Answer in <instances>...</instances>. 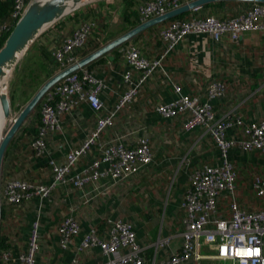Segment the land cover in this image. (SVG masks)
Here are the masks:
<instances>
[{
	"label": "crops",
	"instance_id": "crops-1",
	"mask_svg": "<svg viewBox=\"0 0 264 264\" xmlns=\"http://www.w3.org/2000/svg\"><path fill=\"white\" fill-rule=\"evenodd\" d=\"M146 1L148 0H103L90 4L50 25L37 40L42 45L49 47L53 55L55 46L62 42L63 37L72 33L85 22H92L93 28L102 25L104 27L107 24L111 25L113 21H117L119 17L124 15L126 9H128V12L131 11L132 14L127 21L125 19L120 21V24H118L120 28L129 26L133 21L136 22L139 20V6ZM251 6L252 3L241 1H215L202 5L197 10H189L178 17L188 19L212 14L228 18L247 11ZM172 20L153 25L137 34L128 41L126 46L121 47L119 61H113L115 57L111 53L112 50L105 54L106 57L103 62L95 63L90 68L107 85L100 94L101 99L105 102L106 110L113 107L124 91L122 74L127 68V47L134 45L148 58L157 57L164 46L160 40L159 31ZM134 27H130L129 30ZM117 32L114 31V33ZM123 33L118 34L113 39ZM113 34L106 32L102 35L107 37ZM113 39L101 42V47ZM87 49H89V45L78 53L79 60L83 58L81 56L82 52ZM54 61L56 63V60ZM213 80H224L228 85L226 96L215 103V110L218 115L230 118L240 116L245 121L264 120V31H246L238 41H234L226 35L219 42L213 41L205 34H191L179 43L175 50L164 60L163 69L154 74L148 86L144 89L145 93L142 97H145V99L142 101L139 99L132 108L128 109L130 111L137 108L139 113L143 114L144 124L136 130L125 133L123 129L117 126L119 119L125 126L137 117L135 112L129 113L126 110L120 116L118 115L114 129L104 133L99 141L103 142L115 134H120L124 137L127 145L133 146L142 134L143 129H146L149 135L153 132L154 138H156L158 130H160V133L164 132L165 135L169 134V137H171L166 138L156 147V140L152 143L151 139L153 161L140 174L134 176H141L140 185L130 187L131 190L138 193L137 196L140 199L138 201L135 198L130 205L132 215L130 217H120L118 214L120 201L115 192L117 188L126 187L131 179L118 185H111L109 178H103L99 183V187L87 186L84 191L74 189L71 185L58 183L50 197L44 199L37 197L31 200L34 202V208L24 215V228L21 232L19 244H17L13 234L10 233L11 249L8 250L12 253L10 264H23L19 259V254L24 252L23 250L28 246L30 228L40 208L43 210L44 215L40 228L42 235L41 257H38L37 264H101L105 262L107 256L99 246L95 245L84 251H78L77 246L83 236L92 228H96L100 237H107L111 223L117 219L129 221L134 225L138 242L144 247V264H154L155 261L180 251L183 244L182 233L186 229L185 211L181 203L189 185L190 174L205 163L217 161L219 154L215 143L202 129L186 131L183 129L182 119L164 120L156 112V106L175 97L173 84L183 87L185 93L189 92L204 99L206 88ZM98 116L88 104H83L75 111L64 114L61 117V130L50 134L47 139L52 150L51 157H62L70 149L77 147L94 129ZM27 121L28 124L23 126L28 127V129L25 132L24 127L21 128L19 134L21 140L15 136L18 141L12 148V152L19 149L22 150L23 154L26 145L24 144L22 148L19 147L25 135L32 137L30 140L31 148V141L38 131L40 122L38 123L36 115H31ZM165 122L168 123V126H165L163 131L160 127L155 130L157 125H162ZM229 132L230 134L233 132H239L240 134L241 129L234 128ZM99 147L97 145V148ZM173 148H176L175 152H173ZM94 153H97L96 147H94ZM259 156L263 158L260 159ZM49 158L48 155L37 156L32 150V159L35 163L31 168L38 170L42 166L50 167L47 164ZM89 159L90 156L82 158L74 167L73 173L83 172ZM231 159L238 171L243 168L245 171L250 165H253L255 168L261 167V170L253 173L254 176L264 173V155L262 154L244 153L234 149L231 151ZM10 161V157L5 160L4 172L9 170L10 165L12 166V164H9ZM18 167L21 169L20 171L27 168L26 161H20ZM24 170V173L15 176L29 178V170ZM163 173L169 174V176L172 175L170 181L168 180L169 176L161 179ZM7 178L12 177L4 174L2 183ZM158 178L161 180L160 182L155 181L157 190L147 189L146 198L140 195L138 190H140L141 185L146 186L144 185L146 182H151L148 179L156 180ZM51 181L46 180L43 182L50 183ZM174 189L175 191H173ZM238 190L241 194L239 201L243 202L249 193L245 189ZM88 197L90 199L87 201ZM3 200L7 203L4 198ZM244 202L241 204L245 205ZM52 207L54 209L49 215L48 212ZM66 215L75 216L82 228L74 242L69 247L64 248L60 243L58 226ZM9 217L14 221L19 219L16 214H11ZM162 240H166L167 243L165 246L160 247L159 242ZM213 253H215L213 246L204 245L201 254L208 257L194 259L185 264H230L228 261H220L211 257Z\"/></svg>",
	"mask_w": 264,
	"mask_h": 264
},
{
	"label": "built area",
	"instance_id": "built-area-1",
	"mask_svg": "<svg viewBox=\"0 0 264 264\" xmlns=\"http://www.w3.org/2000/svg\"><path fill=\"white\" fill-rule=\"evenodd\" d=\"M31 1L15 0L9 16L0 22V37L16 24ZM190 1L148 0L139 6V18L143 23ZM92 30L93 23L85 22L55 46L53 56L60 70L79 61L78 53L86 47ZM246 31H264V4L254 3L247 11L228 18L207 14L172 20L159 31L164 46L157 57L148 58L134 45L127 47V68L122 74L124 91L108 110L100 97L107 85L91 70L82 68L65 77L40 103V123L31 141V148L37 156H50L48 161L53 179L50 183H37L22 177L7 178L2 183L5 201L19 207L37 197H50L58 183L84 191L87 186L99 187L103 178H109L111 185H118L140 174L153 161L151 137L146 129L133 146L127 145L120 134L99 142L101 136L115 127L118 115L137 98L145 82L163 69L166 57L189 35L205 34L215 42L228 35L238 41ZM173 88L175 97L157 104L158 115L164 120L182 119L186 131L202 129L217 146L219 155L217 161L205 163L190 174L181 203L186 225L181 250L154 264H185L208 257L201 254L204 245L213 246L215 253L211 257L220 261L264 264V209H247L239 204L238 172L231 159L234 149L264 155V120L245 121L240 116L230 118L218 115L215 103L223 99L227 92V84L222 80H213L208 84L204 99L185 93L178 84H173ZM83 104H88L99 115L94 129L62 157H51L52 150L47 142L49 135L61 130V117L64 114L75 111ZM234 128L241 129L240 134H230L229 131ZM97 145L100 147L97 148ZM94 147L97 153H94ZM87 156L90 159L86 169L74 174V167ZM253 179L255 192L264 197V173L256 174ZM221 196L230 199L228 215L219 211ZM43 215L40 208L30 228L28 248L19 254L23 264H37ZM81 228L75 216L66 215L58 226L61 246L69 247ZM166 243V240H162L159 246L163 247ZM95 245L107 256V260L101 264H144V247L138 242L134 225L129 221L117 219L112 222L107 237H100L96 228H92L83 236L77 250L84 251ZM3 259L10 262L11 251H5Z\"/></svg>",
	"mask_w": 264,
	"mask_h": 264
},
{
	"label": "water",
	"instance_id": "water-1",
	"mask_svg": "<svg viewBox=\"0 0 264 264\" xmlns=\"http://www.w3.org/2000/svg\"><path fill=\"white\" fill-rule=\"evenodd\" d=\"M90 1L92 0H32L29 3L25 13L16 22L4 45L0 48V102L7 119L12 115V106L10 96L7 92L2 91L3 88L6 89L7 87V83L4 82L6 76L9 73L12 74L31 45L50 25L71 12H74L81 6L86 5ZM215 1H241L252 4H264V0H192L189 3L172 9L162 15L153 17L124 32L99 49L83 57L78 62L59 70L40 86L36 93L20 110L16 118H14L12 125L6 131L4 137L0 139V228L3 214L2 179L4 175L6 151L12 140L26 123L27 119L42 102L45 95L71 73L87 67L106 53L130 41L145 29L158 23L172 20L189 10H195L202 5Z\"/></svg>",
	"mask_w": 264,
	"mask_h": 264
},
{
	"label": "trees",
	"instance_id": "trees-1",
	"mask_svg": "<svg viewBox=\"0 0 264 264\" xmlns=\"http://www.w3.org/2000/svg\"><path fill=\"white\" fill-rule=\"evenodd\" d=\"M14 2H15V0H0V22L9 16L11 11L13 10ZM124 12L125 13L123 15V18L125 19V21H127L128 18L131 16L132 12L131 11L128 12V9H126ZM138 18H139V14H138ZM176 19H184V18L178 17ZM137 23H139V24L142 23L140 18L136 22L133 21L129 26L128 25L126 27L123 26L122 28H120V31L117 33H114L113 31H111V32L108 31V27H109L108 25H106L104 27L102 25V26L93 28L91 36H90L89 41H88L89 44L87 43V45H89V49L84 50L82 52L81 56L84 57V56L88 55L89 53L97 50L98 48L101 47V44H102L101 42H107L108 40L113 39L115 36H117L120 33L125 32L130 27L136 26ZM13 27H14V25H13ZM13 27L8 32H6L3 36L0 37V48L4 45L7 37L9 36L10 32L12 31ZM106 32H108L110 34H113V33L114 34L107 36V37H103L104 35H102V34H104ZM127 44H128V42L124 43L123 45H121L118 48H115L111 52L112 55L115 57V59L113 61H119V59L121 57L120 49H121V47H124ZM105 57H106V55L103 57H100L99 59H97L93 63L89 64L86 68L90 70V68L95 63L103 62L105 60ZM53 59L54 58H53L51 49H49V47H47V46L42 45L38 40H36L31 45V47L28 49L26 54L23 56L22 60L17 65V67L14 71L13 77H12L10 84H9L11 105L13 107H15V109H16V107H18L17 109L19 111L21 109V107L19 108V106H17L18 101L24 100L23 104H26L31 99V97L34 95L35 91H37L40 88V86L46 81V79L50 78L53 75L55 70L60 69V65L57 62L55 63V61H54L55 59L54 60ZM159 71H157V72H159ZM157 72H155L154 74H156ZM154 74H153V76H154ZM151 79L152 78H150L149 80H147L145 82L143 87L140 89V91L137 95V98L130 104V106H128L126 109H124L121 112V114L124 113L126 110L132 108V106L135 104V102L138 101L139 99L141 101L143 99H145V97H142V95L145 93L144 89L148 86ZM30 89L32 90L31 95L29 92ZM227 89H228V85H227ZM34 112H36V116L38 118V123H39L40 122V104L38 105V107L36 108V110ZM23 127H22L23 130L26 132L28 127H25V126H23ZM16 139H17V137H15L12 140V142L10 143V145L6 151V155H5V160L9 159V157H10L11 161L9 164H12V166L10 165L11 168L9 166V170H7V171L5 170L4 174H7V176H10V177H16L15 176L16 172H19L21 170L18 167V165H19L18 156H19V154L21 155L22 153L17 152L18 150L16 152H12V148L15 146ZM257 154H262V153H257ZM47 164L49 165L48 160H47ZM13 166H14V168H13ZM237 172H238V170H237ZM253 178H254V175L251 178L250 187L252 188L251 190L255 193V197L263 201L262 205L260 203H258L257 201L252 200L249 196L250 191H248V189H245V188H241V189L247 190L249 194L243 200V202L245 201L244 202L245 205L241 204L243 202L239 201L240 200L239 197H241V194L239 193V190H238L241 187V184H240L241 180H239L237 183V199H238L239 204L242 207L246 206L245 208H247V209L261 210V209H264V197L258 196L257 193L255 192V190L253 188ZM249 199L253 203V205L248 203ZM229 204H230V199L227 197L221 196L219 198V206H218L220 213H222L224 215H228L229 214ZM13 209L15 210V207H11L9 204L5 203L3 200V214H2V223H1V228H0V264H10L11 263V261L6 262L3 259V254L5 251H8L11 249L10 248L11 243L9 242V235L12 232L9 230V228L6 229V227H8L7 226V223L9 221L8 218H9V215L11 216V214L13 213ZM8 213H9V215H8Z\"/></svg>",
	"mask_w": 264,
	"mask_h": 264
},
{
	"label": "rangeland",
	"instance_id": "rangeland-1",
	"mask_svg": "<svg viewBox=\"0 0 264 264\" xmlns=\"http://www.w3.org/2000/svg\"><path fill=\"white\" fill-rule=\"evenodd\" d=\"M100 1H103V0H92V1H90L89 3H87L86 5H83V6H81L80 8H83V7H86V6H88V5H90V4H93V3H97V2H100ZM80 8H78V9H80ZM77 9V10H78ZM76 11V10H75ZM71 13H73V12H71ZM70 13V14H71ZM69 15V14H68ZM124 21V18H123V15L121 16V17H119L118 19H117V21L115 20V22L113 21L112 23H111V25H109V24H107L109 27H108V31H115V32H117V31H119L120 30V25H118V24H120V21ZM56 23V22H55ZM92 23V22H91ZM50 27V26H49ZM48 27V28H49ZM129 30V29H128ZM127 31V30H126ZM44 33V32H43ZM42 33V34H43ZM22 60V59H21ZM15 71V70H14ZM14 71L12 72V74H8L7 75V77L5 78L6 80H7V87H6V89H2V91L4 92H7L8 93V95L10 96V88H9V84H10V81H11V79H12V77H13V74H14ZM58 71V70H57ZM56 71V72H57ZM11 75V76H10ZM47 80V79H46ZM31 89L29 90V92H30V95H31ZM35 93H36V91H35ZM34 93V94H35ZM23 102H24V100H21V101H18V105L17 106H19V108L21 107V109L24 107V105L25 104H23ZM12 106V105H11ZM18 107H16V109H15V107H13L12 106V115H11V117L7 120V122H6V124L5 125H2L1 126V123H0V133H2L3 134V137H4V135H5V133H6V131L9 129V127L12 125V123H13V120H14V118H16V116L19 114V112H20V110L18 111V109H17ZM136 108V107H135ZM128 112L130 113H133V112H135L136 113V115H137V117L135 118V119H133V120H131V122L128 124V125H125V126H123V123H122V121L120 122V119H119V122L117 123V126L118 127H120V129H123V131L126 133V132H130V131H133V130H136V129H138L142 124H144V118H143V114L141 113H139V110L136 108V109H131L130 111L128 110ZM121 114V113H120ZM120 114H119V116H120ZM31 115H36V112H33ZM30 115V116H31ZM28 120V119H27ZM173 122H176V121H173ZM28 124V121H26V123H25V125H27ZM167 127L168 126V123L167 122H165V123H163L162 125H157V127H155V130H158V128L160 127L161 128V130L163 131V128L164 127ZM127 130H129V131H127ZM20 131H21V129H20ZM20 131L18 132V134L16 135L17 137H19V134H20ZM151 132V131H150ZM151 139H152V143L156 140V144H155V147L159 144V143H161V142H163V141H165V139L167 138H171V137H169V134L168 135H165L164 134V132H162V133H160V130H158L157 131V133H156V138H154L153 137V132H151ZM0 137H2V136H0ZM31 136L30 135H25V136H23V139H22V142H21V145H20V147L19 148H22V146H24V144L26 145V150L23 152V154H19V156H18V161L20 162V161H22V160H24V162L26 161V165H27V168H23V170L22 171H19V172H16V174H22V173H24V169H27V170H29V178H26L25 177V179H28V180H30V181H35V182H39V183H42L43 181H46V180H51V179H53V172H52V169H51V167H46V166H42V167H40L38 170H34L33 168H31V166L33 165V163H35V161H33V159H32V150H31V148H30V140H31ZM19 139L21 140V137H19ZM18 141V139H16V142ZM19 150V149H18ZM176 151V148H173V152H175ZM19 153H22V150H19L18 151ZM259 158L261 159V158H263L262 156H259ZM259 170H261V167H257V168H255V166L253 167V165H250L249 167H248V169L247 170H245L244 171V168L243 169H240V171H238V179H237V183H238V181L239 180H241V182H240V184H241V187H240V189L241 188H245V189H248V191H250V194H249V196H250V198L252 199V200H255V201H257L258 203H260L261 205H262V203H263V201L262 200H260V199H258V198H256L255 197V193L251 190L252 188L250 187V184H251V178H252V176H253V173L254 172H258ZM240 172V173H239ZM240 174H241V176H240ZM17 175V177H22V176H18ZM163 176H162V178L161 179H163V178H166L167 176H169V174L167 175L166 173H163L162 174ZM171 174H170V176H169V181H170V178H171ZM157 177H160V176H157ZM22 178H24V177H22ZM140 178H141V176L139 175V176H137V177H132L131 178V182L129 183H127L128 185L126 186V187H121V188H117L116 189V194H117V197L119 198V201H120V204H119V208H118V214L120 215V217H130L131 215H132V212H131V210H130V205L134 202V199L136 198L138 201L140 200V199H138V197L139 196H137V192H134L133 190H131L130 189V187H132V185L133 186H136V185H140L139 184V180H140ZM160 178H158V179H148L149 181H151V182H146L144 185H146V186H143V185H141V188H140V190H138L139 192H140V195H142V196H144V198H146V196H145V194H146V192H147V189L149 190V189H151V190H157L156 189V187H155V181H159L160 182V180H161ZM254 180V179H253ZM44 183V182H43ZM173 191H175V189L173 190ZM249 204H251V205H253V203L250 201V199H249V202H248ZM34 208V202L33 201H29V202H26V203H23V205H21L20 207H18V208H16L15 207V209L16 210H14L13 211V213L12 214H16L18 217H19V219L17 220V221H14L13 219H11L10 217L8 218V223H7V226H8V228H9V230L12 232V234H13V237L15 238V240H16V242H17V244H19L20 243V241H19V239H20V237H21V232H22V229L24 228V215L25 214H27L31 209H33ZM53 209H54V207H52L50 210H49V215H51V213H52V211H53ZM87 209V208H86ZM66 211V210H65ZM64 211V212H65ZM63 212V213H64ZM42 238V237H41ZM21 244H23V243H21ZM42 247V241H40V249H39V253H38V257H41V248ZM27 248H28V246L23 250V251H26L27 250Z\"/></svg>",
	"mask_w": 264,
	"mask_h": 264
},
{
	"label": "bare ground",
	"instance_id": "bare-ground-1",
	"mask_svg": "<svg viewBox=\"0 0 264 264\" xmlns=\"http://www.w3.org/2000/svg\"><path fill=\"white\" fill-rule=\"evenodd\" d=\"M6 77H7V76H6ZM4 82L7 83V80L5 79ZM7 120H8V119H7V118L5 117V115H4V111H3V108H2V105H1V102H0V123H1V126H2V125H5L6 122H7ZM2 127H3V126H2ZM0 136L3 137V134L0 133ZM2 137H0V139H1Z\"/></svg>",
	"mask_w": 264,
	"mask_h": 264
}]
</instances>
